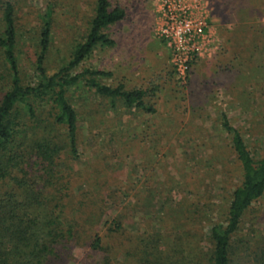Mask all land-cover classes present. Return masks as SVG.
Here are the masks:
<instances>
[{
	"label": "rangeland",
	"instance_id": "rangeland-1",
	"mask_svg": "<svg viewBox=\"0 0 264 264\" xmlns=\"http://www.w3.org/2000/svg\"><path fill=\"white\" fill-rule=\"evenodd\" d=\"M1 1L14 6L19 77L30 86L40 80L35 63L47 9L52 34L43 62L46 77L71 60L95 9V0ZM108 1L110 10L124 11L121 21L102 31L113 45L96 46L70 73H109L96 80L113 89L145 91L144 102L154 113L126 109L120 100L111 108L81 83L67 94L78 119L75 160L62 150L45 165L52 172L49 188L32 154L10 179H35L45 198L61 199L50 210L62 230L70 225L77 233L57 246L60 255L49 264H209L210 229L226 223L241 182L221 115L252 157L264 156V0H202L213 43L192 63L184 83L158 38L160 0ZM9 84L0 55V100ZM35 107L39 124L29 133L50 134L64 147L63 131L48 126L49 107ZM10 179L0 182V195L10 192ZM95 236L101 239L97 251L90 246ZM231 264H264V194L232 236Z\"/></svg>",
	"mask_w": 264,
	"mask_h": 264
},
{
	"label": "trees",
	"instance_id": "trees-1",
	"mask_svg": "<svg viewBox=\"0 0 264 264\" xmlns=\"http://www.w3.org/2000/svg\"><path fill=\"white\" fill-rule=\"evenodd\" d=\"M109 8L108 0H95L94 16L84 41L75 48L71 60L48 77L45 75L43 62L51 43L52 12L47 9L42 18L43 26L38 38L39 52L35 63L40 80L36 85L30 86L23 85L19 77L15 54L17 31L14 6L11 2L0 0V55L10 78L9 89L0 100V182L10 179L11 171L17 170L24 162L27 163V156L32 154L37 165H42L41 172L47 174L45 176L42 172L43 187L49 188L53 184L50 183L48 173L52 172L46 171L45 165H52L64 153L62 150L75 160L78 119L67 94L71 89H78L81 83L94 90L98 96L109 100L111 108H115L117 100H120L126 109L154 113L153 107L144 102L145 91L140 89L127 92L120 86L113 89L96 80V77L110 76L109 73L88 69L76 75L70 73L96 46L113 45V41L102 31L121 21L124 11ZM43 102L49 107L48 126L53 131H63L66 138L64 147L54 141L55 136L29 133L30 128L37 129L39 124L35 104ZM221 126L230 136L231 149L241 169V182L232 192L226 223L217 224L210 229L212 253L209 264H231L232 236L238 231L242 218L252 204L264 194V156L259 159L252 157L240 133L231 126L224 114L221 115ZM10 180V192L0 195V264H49L60 255L62 249L57 246L75 238L77 233L70 225L62 230L58 218L53 215L54 210H50V204L59 206L61 202L56 195L51 199L45 198L46 193L36 189L35 179L22 177ZM113 227L119 229L117 225L113 224ZM90 240L93 250L101 248L99 237L95 236Z\"/></svg>",
	"mask_w": 264,
	"mask_h": 264
},
{
	"label": "built area",
	"instance_id": "built-area-1",
	"mask_svg": "<svg viewBox=\"0 0 264 264\" xmlns=\"http://www.w3.org/2000/svg\"><path fill=\"white\" fill-rule=\"evenodd\" d=\"M162 24L158 38L170 53L175 74L185 82L189 69L213 43L202 0H160Z\"/></svg>",
	"mask_w": 264,
	"mask_h": 264
}]
</instances>
